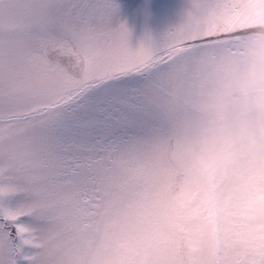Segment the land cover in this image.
<instances>
[{
	"label": "snow or ice",
	"instance_id": "1",
	"mask_svg": "<svg viewBox=\"0 0 264 264\" xmlns=\"http://www.w3.org/2000/svg\"><path fill=\"white\" fill-rule=\"evenodd\" d=\"M116 16L114 0H0V264H157L148 233L198 89L264 0H190L135 48ZM237 264H264V236Z\"/></svg>",
	"mask_w": 264,
	"mask_h": 264
},
{
	"label": "clouds",
	"instance_id": "2",
	"mask_svg": "<svg viewBox=\"0 0 264 264\" xmlns=\"http://www.w3.org/2000/svg\"><path fill=\"white\" fill-rule=\"evenodd\" d=\"M180 155L148 233L157 264H237L264 236V24L220 54Z\"/></svg>",
	"mask_w": 264,
	"mask_h": 264
},
{
	"label": "rangeland",
	"instance_id": "3",
	"mask_svg": "<svg viewBox=\"0 0 264 264\" xmlns=\"http://www.w3.org/2000/svg\"><path fill=\"white\" fill-rule=\"evenodd\" d=\"M190 0H114L117 23L128 28L129 44L139 45L146 34L159 41L185 18Z\"/></svg>",
	"mask_w": 264,
	"mask_h": 264
}]
</instances>
